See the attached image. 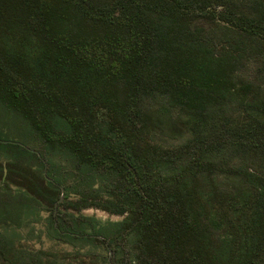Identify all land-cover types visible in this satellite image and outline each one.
<instances>
[{
    "label": "trees",
    "instance_id": "obj_1",
    "mask_svg": "<svg viewBox=\"0 0 264 264\" xmlns=\"http://www.w3.org/2000/svg\"><path fill=\"white\" fill-rule=\"evenodd\" d=\"M7 1L0 20L21 29ZM27 5L21 21L49 47H38L29 74L0 59V105L23 116L40 146L0 134V212L33 222L47 211L49 235L110 248L105 264H264V5L249 14L238 0ZM231 40L236 54L213 47ZM246 53L261 61L257 80L241 72ZM156 97L166 106L149 109ZM174 109L190 135L165 147L150 124L165 129ZM96 196L123 219L81 213ZM45 254L29 261L66 264Z\"/></svg>",
    "mask_w": 264,
    "mask_h": 264
},
{
    "label": "rangeland",
    "instance_id": "obj_2",
    "mask_svg": "<svg viewBox=\"0 0 264 264\" xmlns=\"http://www.w3.org/2000/svg\"><path fill=\"white\" fill-rule=\"evenodd\" d=\"M29 1L31 0L7 1L9 5L13 7L12 16L17 24L21 26V29H16L17 27L7 25L0 20V59L6 58L10 61L15 59V67L18 71L25 74L31 73L32 57L39 53V50H37L38 47H49L46 45L47 40L45 38L34 33L36 30H32L26 26V20L21 21V18L27 14L28 10L26 9ZM4 2H6V0H4ZM238 5V7H240L238 10L241 9L245 14H249L254 9L258 12L263 9L264 0H238ZM224 7L227 8L226 6H219L216 10L217 12L214 15L215 21L218 19V13L223 12ZM48 23L50 27L54 28V26H56V28H58L56 22L49 21ZM48 23L44 22L43 25L46 24L47 26ZM194 25L202 26L209 30H213L215 29L214 27H217V23L209 18H198L194 21ZM43 31H45V29ZM231 42L232 43L221 41L218 43L215 41L213 47L216 49L217 53H222L225 50L235 51V54L238 53V50L234 49V47L238 49V46L240 47L241 45H238L236 40H231ZM240 49H242V46ZM44 52L45 51L41 54ZM245 56L249 55L246 53ZM251 56L243 60L240 69H242L241 72L247 75L248 78L253 76L254 79L257 80L256 75L259 74L262 65L261 61ZM147 100L149 105L146 102L145 105L149 106V109L166 106V103L160 97L148 98ZM237 111L234 114L228 111H225V113L229 116L233 114L232 116L236 117ZM179 114L182 115V112L178 109L173 110L175 119L171 122L172 124L165 129L157 126L154 127L156 124L151 123L150 125L153 127L152 133H150L151 139L165 147H172L185 141L190 134H188L187 128H184V122L181 117L177 116ZM224 117V114L220 113V118L223 119ZM0 134L6 140L21 143L31 149L39 145V141L31 130V126L23 116L12 110H6L2 105H0ZM54 153L55 154L50 152V155H52V157L54 156L53 158L55 160H58L59 157L56 156L57 152ZM61 166L64 167L63 165ZM64 169L66 168L64 167ZM4 172L6 175L7 169H5ZM14 178L15 180H20L18 177ZM12 187L15 189V184H13ZM76 198L77 196L73 193L68 197V199ZM102 198L101 196L91 197L89 202H92L93 205L83 208L80 212L88 216H95L101 222L122 220L124 215L110 213L94 205V203L102 201ZM59 209L63 211L66 210L62 205L59 206ZM67 210L75 214L78 213L73 209ZM47 213V211H43L38 221L30 222V217H25L22 220H20V218L8 220L6 216L0 212V264H31L29 261L30 254L37 250L45 251V258L57 259L59 262H64L66 264H105L104 258L112 260L114 254L113 251L109 250L110 248L105 249L103 246L92 243L82 245L78 242L76 244L66 243L49 235L47 233L45 221Z\"/></svg>",
    "mask_w": 264,
    "mask_h": 264
},
{
    "label": "water",
    "instance_id": "obj_3",
    "mask_svg": "<svg viewBox=\"0 0 264 264\" xmlns=\"http://www.w3.org/2000/svg\"><path fill=\"white\" fill-rule=\"evenodd\" d=\"M64 193L62 192L61 197L59 198L58 202L63 198Z\"/></svg>",
    "mask_w": 264,
    "mask_h": 264
}]
</instances>
